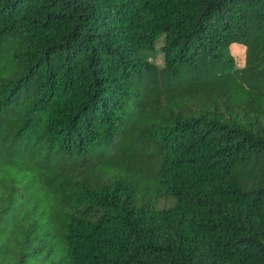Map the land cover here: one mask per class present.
<instances>
[{
    "label": "trees",
    "instance_id": "16d2710c",
    "mask_svg": "<svg viewBox=\"0 0 264 264\" xmlns=\"http://www.w3.org/2000/svg\"><path fill=\"white\" fill-rule=\"evenodd\" d=\"M12 34L0 229L19 215L43 249L19 171L75 159L65 210L47 216L66 223L68 264H264V0H0V44ZM101 149L115 155L98 172ZM117 166L174 207L136 200Z\"/></svg>",
    "mask_w": 264,
    "mask_h": 264
},
{
    "label": "rangeland",
    "instance_id": "374dc122",
    "mask_svg": "<svg viewBox=\"0 0 264 264\" xmlns=\"http://www.w3.org/2000/svg\"><path fill=\"white\" fill-rule=\"evenodd\" d=\"M23 44L24 39L18 34L3 38L0 44V77L6 78L5 76L21 72L18 69L19 66L14 63V55L23 49ZM156 62L160 64V58ZM109 155H115L114 150L101 149L92 154L93 163L95 161L98 165L96 171L103 170L104 158H109ZM119 159V155H116L111 160L119 161ZM18 161L24 163L23 159H18ZM77 162L71 159L66 164H62L56 158L43 162L40 157L28 156L25 170L11 169L12 172L19 171V178H21L22 193L16 197L24 198L28 202L29 209H31L30 206L35 208L37 218L40 217V232L49 235L45 239L43 249L35 245H24L25 233L23 229L18 228L21 224L20 216L14 215L0 229V264H68L69 259L65 252L66 223L60 217V212H64L65 209L57 207L55 201L63 203L65 197L68 198L72 193L73 187L70 184L77 178L76 172L79 173ZM107 172L111 175L123 176L134 184L136 200L140 201L144 198L153 201L154 206L159 210L174 207V199L159 192L154 181L141 182L133 176L129 169H121L119 166L109 167ZM48 176H51L50 183L45 182ZM58 213H60L58 217L50 224L47 216Z\"/></svg>",
    "mask_w": 264,
    "mask_h": 264
}]
</instances>
